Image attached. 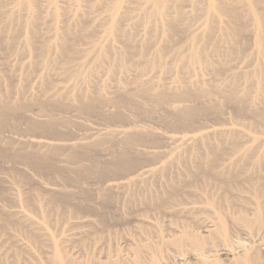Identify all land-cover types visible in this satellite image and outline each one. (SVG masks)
<instances>
[{
    "label": "rangeland",
    "instance_id": "obj_1",
    "mask_svg": "<svg viewBox=\"0 0 264 264\" xmlns=\"http://www.w3.org/2000/svg\"><path fill=\"white\" fill-rule=\"evenodd\" d=\"M220 1L234 5L240 14V17L234 19L227 15H223L218 11L208 13L207 10L204 9L206 8V0H170L168 3L170 5L168 10L169 12L165 13L161 19L157 18L148 10L140 12L136 11L130 14L128 13L125 15L126 17L124 16L125 18L122 17V19H120L119 28L122 32H108L104 27L105 24L104 26L101 25L103 20H105L103 23H106V20L108 19L107 17L110 15L107 9V4L103 1L77 0L75 3H73V0H54V2L52 1L51 3L47 1L48 4H57V8L60 6L61 10L63 8L62 6H67L65 7L66 9L69 8L68 6H71V12H68L71 13V15L67 16L68 9L65 11L67 13V18L64 15L65 13L63 14L65 19V23L63 25L68 27L70 30H79V34L82 36L80 41L77 40L74 42L73 58L60 59L56 55V51L54 54V51L51 52V50L48 53L45 52L44 54L36 56L38 54L37 51H35L37 53L35 54L25 37L28 34L26 32L30 30L29 28L32 29L33 27H38L37 29L39 30V34L42 35V40L49 41L48 38H52L54 33L53 32L51 34L50 32L53 29L51 25L53 24L55 27H58V25L59 27L60 25L62 26L60 22L63 19V15H61L63 12H58V18L54 21V23L57 22V25H54V19L51 21V12L48 13L42 11H47L45 9L46 5H44L45 3L47 4L46 0H40V3L42 4L45 2L42 5L44 9L41 8L42 14L39 15V19H41L40 22L38 20L39 23L37 26H30L28 29V26L25 27L27 31L24 30V26L21 28V32L24 31L26 33H24L25 35L22 33V36L25 37L26 41L22 38L21 32L19 33L20 30L17 32V36L18 33L20 36H15V38L17 37V40H15V38L13 39L14 48H20L21 53H14L15 51L12 50V52L10 51L11 53H9L11 55H9L7 51L6 54L4 46L0 44V99L7 100L10 103L26 102L28 104V107H26L27 109L25 108L28 115L23 111L20 118H17L18 120L16 119L14 121H17L16 126H14L15 124L13 123L14 125L12 124L10 127L8 126L0 129V223L1 221L4 222L3 219L7 216L11 219L10 222L12 223L13 221L14 223L9 226V229L11 228L10 230H3L0 227V264H5L6 262V264H41L43 260L42 264H46V262H48L47 258L53 254L52 248L49 245L50 243H44L42 246L38 245L29 235L20 233L14 227L17 224L19 226L22 224L26 225L31 231L34 230L33 232L35 233V238L43 240L46 239L48 241V236H50V240L53 237L54 239L52 240L56 243L55 245H57V241L58 243L61 241V243L57 245L59 248L62 246L59 251H64L62 253L66 254L65 258L69 253V257L67 258H72L73 261L75 259V262H77L75 264H84L87 260H89L91 255L94 256V258L91 256L92 260L94 259L95 261L97 258L99 259V262H103L104 259L108 260L109 258L115 259L116 256L113 257L112 255H117V257L120 255L119 257L124 259H129V257L133 258V255L136 253L134 251L136 249L134 248L136 245L138 247L141 242L142 244L146 243L144 244V249L150 244H155L154 246L157 245L161 247L160 250H162L160 251V254L157 249H149L151 252H147L149 250L142 251L144 249L143 246L141 247L140 245L139 247L142 248L140 254L142 256L137 257L135 254L134 258H141V261L140 259H137L139 262H135V259H133L136 264H153V262H157L156 264H161V262L162 264H216L218 262L223 264H232L235 260L238 264H264V205L261 207V222L258 223V221H255L257 219L254 215L255 206L250 200V195L247 192H240V197L227 196L225 200L218 201L217 193L209 195L203 189L202 180L207 179L209 182L214 183L216 182L214 177L207 176L204 178L203 173H198L197 175L192 176L191 172L196 170V167L194 166L193 157L191 158V156L190 158L192 160L190 159V162L192 161V163H188V160V164H184V162L180 161L181 159L185 161L183 158H185V156L188 157L190 154L189 151L192 147L198 148V146L195 145H201L199 144V141L194 139L195 136L205 134L210 135L211 133L214 137L210 135V138L217 139V137L215 138V134H219V131L221 132L222 130H227L228 134L229 132H234L238 136L239 145L241 144L243 149L249 148L252 156H260L261 153H264V76L258 74L254 79H249L247 77V74L250 71H253L258 67L264 71V55L259 52L260 49L264 50V34L262 39L256 43V21L252 18V16H260V14H264V3H254L252 0H213V3L216 5V3ZM50 4L48 5L49 7L52 6H50ZM55 8L53 5L50 10L52 11V9L54 10ZM171 12L174 16L181 14V18L177 21V25L180 28L179 31L171 30L166 25L168 18L171 16ZM122 14L123 9H119L118 15L116 14V16L121 18ZM41 15H43V19L41 18ZM59 15L62 17L61 20H59V18H61ZM23 16L29 17V15L27 16L26 14H23ZM85 18L90 20V23L85 20L84 26H87V28L82 29L80 21ZM95 18H98V20L96 19V21H94ZM57 19L60 22H58ZM0 20L3 21L1 22L2 24L5 22V18L3 16H0ZM46 24L52 29L50 30L48 27L46 28ZM235 27L241 29L237 35V43L239 44L241 51H237L236 53L228 52L219 58V55L213 54L212 50L217 49L221 52H226L225 50L230 45V40L234 36L232 32H227V30ZM88 33L91 34L87 36ZM193 35L197 36L198 39L195 38L196 40L192 44V48L200 51L203 48V45H205V57L208 61V65L202 67L194 66L182 74L176 65H172L173 63H171V61L174 60V57H178L176 56V53L179 51L178 49L183 50L181 54L182 56H186L188 54V49H190V44L188 43L191 41L189 38ZM45 36H48V38L46 39ZM43 37H45V39H43ZM52 39L54 40V38ZM52 39H50V41ZM255 45H257L260 49H257ZM142 46L146 53L145 51L144 53H141L140 48ZM22 49H24V51L26 50L27 53L24 52V54H22ZM121 49H125V51H127L125 52L123 58V63L125 67L128 68L126 70L119 67L118 60L113 55L114 51L116 52ZM156 50H158V52L161 51L162 55L157 56ZM18 51L19 50H17V52ZM101 51L109 54L107 59H97L99 56L97 57L96 55H99L98 52ZM145 56H147V58ZM41 59H44L45 63H49V61L51 63L52 61L56 62L58 66H68L70 70L62 72L60 69H56L55 67L53 70L47 71L43 67V60ZM142 62L144 65H138ZM148 64L156 65V67L151 68ZM91 66H96L97 71L93 74H88V69ZM217 67L222 68L218 74L215 71H212ZM76 70L79 72L78 76L72 78L67 75L69 72H74ZM137 76H140V78L145 81H152L156 84L155 86L159 90H171L180 86H188L192 89H204L209 92L211 91L212 95L207 94L206 97L201 98L204 101L202 100V102H200L197 100V102H204V104L212 106L216 104V106L218 105L220 108L219 112L217 110V112L214 111L215 113L213 112L209 115H198V117L196 116L197 119L195 118L193 125L189 127L183 126L174 128L173 126L171 127L167 121H165V119H170L172 117L168 114L172 112L173 105L189 104L190 106L191 104L193 105V103L195 105L197 103H195L196 100L193 102L189 101L190 99L183 100L176 98L175 96H171V98L168 99L170 96L168 95V103H162V107L161 104H158L160 108L156 109L155 106V110L153 109L154 112L149 111L150 103L151 105L153 104L152 100L144 97H142L141 100V96L138 98L136 96V100H138L136 103L140 106L137 107V105H134L136 103H134L133 108L135 110L131 107L132 111L129 107L127 109V107H119L118 105H114V103H106V101H103L101 104L99 103L100 105L98 104L99 108H97V110L99 111V114L96 116H91L89 114L86 115L84 112L79 113V109L74 106L76 103L74 102L75 97H77L78 92L79 94L80 92H83L85 96H90L92 93L94 94L99 91L104 98L110 99L115 96L117 92L116 90H122V87L124 86L122 90L123 92L125 90V92H128L130 88L133 93V88L135 86H132L134 83L131 81ZM222 78L224 80L230 78L238 79V88L242 92L250 93L253 96L252 101H250V103L248 102V104H250L248 110L239 114L238 111H236V104L233 102L230 103L227 100V102H225V98L222 93L220 95L217 94L219 92L214 93L216 92L215 89H218L216 87L221 86L222 81H224ZM125 87L127 89L124 90ZM133 94L135 96L136 92ZM39 97L43 100H55L61 98L63 103L69 104L70 107L73 105L72 107L74 108H70L69 106H64L65 108L55 106H52L53 108H46L44 106L47 109L45 111L43 106H38V104L33 106L31 105L34 104V100ZM146 99L149 101V105L148 103H145V101L147 102ZM102 103H104V105ZM135 106L137 109L140 108L141 110L146 107V115L148 112L152 113H148L149 117H145V114H141L139 116L138 112L141 110L135 112L137 111ZM146 109H144V111ZM252 112L259 113L261 117L259 119L250 117V113ZM115 113H120L121 118L113 119L111 117H107L108 115ZM24 114L26 115L24 116ZM100 114L101 116L103 115V117H100ZM236 114H238V116ZM30 115H32V117ZM48 116L49 118L55 119L58 133L56 131L55 134H48L50 133L49 131L48 133L42 132L30 123V121L32 122L35 119H39V121L42 119L44 121L48 118ZM125 130L126 133L128 130H131L128 132L135 131L134 133L137 134L141 133V130H143L142 132L147 133L146 135H148L145 138L146 141L140 140L138 142V140H136L133 142L134 145L132 144L133 147H130V150H127L128 152L124 150L127 153H131L133 151L130 155L133 157L136 156L138 159L135 166L137 168L133 167L134 169L132 168L127 171L121 170L122 172L117 171L115 174L111 173L106 176H99L96 171L92 172V174H85L86 176L83 174L80 175V173L77 172L78 168L81 167V164L82 166H85L87 163H90V158L87 156L84 157V154L82 156V154L79 153L78 157H76L77 159H71L70 151L72 152L74 149L86 146V148L90 150V153L92 152L91 155L97 161L98 166H103V161L108 163V161L111 160L110 157H113L115 153H118V151L123 152L122 149H124V141L122 142V140L124 139L123 135H125ZM216 131L217 133H215ZM95 139L100 142L96 143ZM188 144H193L194 146L192 145V147H190ZM237 145L238 143L236 144V147ZM186 146L189 151H187ZM199 147L200 150L206 151L205 145H203V147L202 145ZM236 147H233V151L230 150L232 146L231 148L230 145L225 147L226 152H224V154L226 153V156L222 154L217 164V169H219L218 167L221 168L223 165L231 162L230 160L237 158L236 156L238 154L235 153H239V150L243 149L238 146L237 149H239V147L240 149L237 150L238 152H235ZM53 148L56 151H54L55 154L54 157L52 156L51 162L52 164L63 168L64 175L68 173V176L66 175L67 179L65 176H61L59 174L60 172H55L48 167L43 168L45 170L41 169L42 171H36V169L34 170V168L28 165L24 160H21L22 158H20V156H18L19 158L10 157V153L13 149V153L20 151L19 154L23 151V153L30 152V154H32V152H35L33 154H36V152H46V154H51L52 152L50 153V151H52ZM197 148H195V150ZM5 151L8 153V155L5 154L6 156H9L10 154L9 157L2 155ZM183 151L185 153L181 155ZM179 152L181 154H179ZM133 153L135 154L133 155ZM232 154L235 155L233 156ZM203 156L208 157V155ZM158 168L161 170L160 172L158 171ZM65 170L67 171L65 172ZM152 173H154V175ZM163 173L164 175H162ZM169 180H173L179 184L177 190H173L170 186H168ZM61 191L63 193L69 192L67 194L70 199L65 203H59L60 201H55L53 203L50 199L51 195L53 193L60 194L62 193ZM106 193L109 194L108 196H110L111 201L109 200L108 204H105L104 206L100 202L103 199L101 197H103L104 194L106 195ZM151 194H159L162 196L164 201L167 203H165L166 207L164 205L159 209L162 210L164 207L165 209L160 211L154 208V210H152L153 208L151 209L152 206L149 207V203L147 205L145 204L146 199L150 198L149 196H153ZM207 196L209 197L208 199L213 201L212 204L207 203ZM29 197L31 199H29ZM143 198H146L144 200L145 202L142 201ZM27 200H30L31 202L33 201L34 204L36 203V206H38L37 209L39 210L34 209L32 205H29L31 202L29 203ZM140 201H142L141 204ZM129 203L130 205H128ZM53 204L54 206L56 205L57 210L59 209L58 214H55L56 212H49V207ZM78 205L83 208L80 209ZM67 208L69 210H67ZM81 211L82 213H80ZM48 212L51 213L49 214L50 216H48ZM51 215L57 216L58 220L57 218L56 220L53 219ZM62 215H64V217ZM42 216L44 218H41ZM45 216H47L46 218H48L49 221L45 218ZM217 216L220 218L218 221ZM67 217H71L73 221L71 219H67ZM140 217L141 219H139ZM142 217L146 219L144 220ZM242 217L249 219L248 222L251 223L249 225L244 223L241 220ZM17 219L18 221H16ZM44 219L46 220L44 221ZM63 219L65 220V223ZM139 222L141 223V226L144 224V228L147 227L148 232L146 229H142ZM90 223L96 228H93ZM45 224H48L47 226L49 229H47ZM43 225L44 227H42ZM105 225L110 227L107 228ZM39 226L40 230H37V228L39 229ZM103 228H105L104 231H102ZM140 228L143 232L144 230L146 231L143 233ZM150 228L153 231L149 230ZM44 229L48 230L47 236L45 235L47 234V231ZM221 229H223L224 233L219 232ZM87 230H90V232L88 233ZM155 230H157V232ZM159 230L160 235L162 233L163 236H159ZM41 232L46 233L44 234ZM91 232L94 234V239L92 237L94 241L92 239H87L88 236L93 235ZM110 232L112 233L110 234ZM117 232L119 234H117ZM182 232L195 236V238L201 241L202 244L198 251L193 250L186 245L182 247L183 250H181L182 248L178 250L174 249L175 246H173L172 243H166L168 242V239L166 241V238H169L170 242L171 239H173L172 237H176L177 235L179 236ZM221 233L223 235H220ZM148 234L150 236L152 235L150 240L151 242L148 240L150 238V236L148 237ZM155 235L158 236L156 237ZM82 237L85 240L84 243H86V246L80 245V247L78 246V242H80L79 239L83 240ZM158 237H163L165 239L164 243L160 241ZM143 238L144 240H142ZM108 239H111L112 241H109ZM135 240H139L140 243L137 242L138 244L135 243L136 245H133L134 243L132 242H136ZM147 240L149 243H147ZM158 241L162 242V245ZM132 245L135 247L133 248ZM169 245H171V247ZM172 246L174 248H172ZM93 247L96 249H93ZM107 248H110L111 250L109 249V251ZM46 249L50 252L48 253ZM112 249H114V251ZM154 250H157L158 252H154ZM132 251H134V253ZM44 252H47L45 253L47 256L44 255ZM108 252L113 254L110 253V256L108 257ZM180 252L182 253L180 254ZM201 252L204 253L203 257H200ZM62 253L61 255H63ZM143 253H148L145 254V256L147 258V256L150 255L148 258L151 259L149 260L147 258L146 260ZM16 255L19 260L15 258ZM85 255L89 256L86 257ZM156 256H158L156 259L157 261L154 259ZM160 256L163 257L160 258ZM129 260L126 259L125 261ZM79 261L81 262L79 263ZM133 261L130 260L128 264H134L132 263ZM64 263L66 264V262Z\"/></svg>",
    "mask_w": 264,
    "mask_h": 264
},
{
    "label": "bare ground",
    "instance_id": "obj_2",
    "mask_svg": "<svg viewBox=\"0 0 264 264\" xmlns=\"http://www.w3.org/2000/svg\"><path fill=\"white\" fill-rule=\"evenodd\" d=\"M45 1V0H44ZM54 2V0H46V2ZM77 0H73V3H75ZM79 1V0H78ZM100 1H103V2H105L106 4H107V9H108V11H109V17H107L108 19L106 20V23H103L105 20H103V22H101L102 24V26H104V24H105V29L108 31V32H112V31H117V32H122L121 31V29L119 28V23H120V19H122V17H124L125 15H127L128 13L130 14V13H132V12H136V11H150L153 15H155L157 18H159V19H161L162 17H163V15L165 14V13H167V12H169L168 10H169V8H170V5L168 4L169 3V1L170 0H100ZM254 3H260V4H262V3H264V1L263 0H252ZM48 2H47V4H48ZM45 2H43V4H44ZM49 3V4H50ZM42 3H40V0H0V16H3L4 18H5V22L2 24L1 22H3V21H1L0 20V44H2V46H4V51L6 52H8V54L9 53H11L12 52V50L13 51H15L14 53H21V49L20 48H18V49H16V48H14V45H13V39L15 38V36H17V32L19 31V33L21 32V28H23V26H24V30L25 31H27V29L30 27V26H34V25H36L37 26V24L40 22V20L41 19H39L40 18V14H42V11L43 12H48V13H50L51 12V17H52V19H51V21L53 20V23H54V21H55V19L56 18H58L57 16H58V14L61 12L62 14L61 15H63L64 13V15H65V17H66V15H67V13L71 10V6H68L69 8H65V7H67V6H62L63 8H62V10H61V7L60 6H58V8H57V4L55 5V3H52V4H50V6L52 5H54V10L52 9V11H54V12H52L51 10H50V8L52 7H49L46 3L44 4V5H46V7H45V9L47 10V11H44V10H42V9H44L43 8V5ZM169 5V6H168ZM60 7V8H59ZM42 8V9H41ZM48 8H49V10H48ZM119 9H123V14H122V16H121V18L120 17H117L116 16V14L118 15V12H119ZM204 9H206L207 10V12L208 13H214L215 11H218V12H220L221 14H223V15H227V16H229V17H231V18H234V19H237L238 17H240V14H239V12L237 11V8L234 6V5H232V4H227V3H225V2H223V1H220V2H217L216 3V5L213 3V0H206V8H204ZM42 10V11H41ZM67 10V13L65 12ZM40 11H41V13H40ZM59 12V13H58ZM71 12V11H70ZM23 14L25 15H29V17H25V16H23ZM61 15H59L60 17H61ZM64 15L62 16L63 17V19H64ZM69 15H71V13H68V15L67 16H69ZM170 17L168 18V20H167V22H166V25H167V27L169 28V29H171V30H175V31H179L180 30V28H179V26L177 25V21L181 18V14H178V15H176V16H174V14L171 12L170 13ZM116 16V17H115ZM23 17H25V18H23ZM43 17V15H41V18ZM62 17L61 18H59V20H61L62 19ZM126 17V16H125ZM124 17V18H125ZM23 18V19H22ZM50 18V17H49ZM48 18V19H49ZM67 18V17H66ZM252 18L256 21V36H255V38H256V43H258L261 39H262V36H263V34H264V14H260V16H252ZM43 19V18H42ZM62 19V20H63ZM96 19L98 20V18H95L94 19V21H96ZM38 20H39V22H38ZM58 20V19H57ZM58 20V22H60ZM62 20H61V22H60V24H62V26L60 25V27H59V25H58V27H55V26H53V24L52 23H50V24H52L51 26L53 27V29L52 28H49L50 26H47V24H46V28L48 27L50 30L52 29V31H50L51 32V34L53 33V37L52 38H54V40L52 39V38H48V36H50V35H48L47 37H46V39L48 38L49 39V41H46V40H42V35L41 34H39V30L37 29V28H35V27H33V28H35V29H31V28H29L30 30L28 31V32H26V33H28L25 37L27 38V42H28V44L32 47V49H33V51L35 52V51H37V53L35 52V54H37L36 56H38V55H41V54H44L45 52H49L50 50H51V52H53L54 51V54H55V51H56V55L58 56V58H62V59H65V58H67V59H71V58H73V56H74V42L75 41H77V40H81L80 38H82V36H81V34H79V30H70L68 27H66V26H64L63 24L65 23L64 21H65V19L63 20V23H62ZM86 20V22H88V23H90L89 21L90 20H88V19H82L81 21H80V26H81V28L83 29V28H87V26H84V21ZM93 21V20H92ZM50 22V21H49ZM49 22H48V25H49ZM100 23V22H99ZM54 25H57V22H55L54 23ZM28 26V27H27ZM25 27H27V29L25 28ZM64 27V28H63ZM238 27V26H237ZM237 27H235V28H229L228 30H227V32H232V34L234 35L232 38H231V40H230V45L227 47V49L225 50L226 52H221V51H219V50H217V49H213L212 50V53L213 54H218L219 55V58L220 57H222V56H224L226 53H228V52H233V53H236L237 51H241V49H240V47H239V44L237 43V35L239 34V32L241 31V29L240 28H237ZM18 33V36H20V34ZM22 33L24 34L25 32L24 31H22L21 32V36H22ZM25 33V34H26ZM24 34V35H25ZM89 34H91V33H88L87 34V36L89 35ZM121 35V34H120ZM192 35V34H191ZM17 36V37H18ZM17 37L15 38V40H17ZM25 37H23L22 36V38L26 41V39H25ZM45 37H43V39H45ZM194 37V38H193ZM41 38V39H40ZM198 39L197 38V36H195V35H193V36H190V38H189V40L191 39V41H189L190 43H188V44H190V49H188L189 51H188V54L186 55V56H182L181 54H182V52H183V50L182 49H178L179 51L176 53V56H178V57H174L173 59L174 60H172L171 61V63H173L172 65H176L178 68H179V71H180V73H182V74H184L185 73V71L186 70H188V69H191L192 67H202V66H207L208 65V61H207V59H206V57H205V53H206V47H205V45H203V48L200 50V51H197V50H194L193 48H192V44L195 42V40L196 39ZM19 39V38H18ZM50 39H52L51 41H50ZM16 42V41H15ZM256 46V48L257 49H260L257 45H255ZM55 50H54V49ZM53 49V50H52ZM17 50H19L18 52H17ZM11 51V52H10ZM22 54H24V52H26V50L24 51V49H22ZM140 51H141V53H144V51H145V49L143 48V46L140 48ZM157 51V56H161L162 55V52L161 51H159L158 52V50H156ZM7 52H6V54H7ZM107 52H110V51H107ZM125 52H127V51H125V49H121V50H117L116 52L114 51V53H113V55H114V57L118 60V65H119V67H121V68H123V70H126V69H128V68H126L125 67V65H124V63H123V58H124V54H125ZM259 52L262 54V55H264V50L263 49H260L259 50ZM27 53V52H26ZM40 53V54H39ZM145 53H146V51H145ZM98 54L99 55H96L97 57L99 56V58H97L96 56V58L97 59H100V60H104V58L105 59H107V56L109 55V54H107L106 52H104V51H101V52H98ZM9 55H11V54H9ZM17 55H19V54H17ZM143 55H145V54H143ZM156 56V55H155ZM146 58H147V56H145ZM150 59V58H149ZM41 60H43V67L47 70V71H50V70H53L55 67H56V69H60L62 72H65V71H67V70H70L69 69V67L68 66H65V65H62V66H58L57 65V63L56 62H52L51 61V63H50V61H49V63H45L44 62V59H41ZM150 61H151V59H150ZM140 64H143L144 65V63L142 62V63H139L138 65H140ZM149 65V67H151V68H155L156 67V65H153V64H148ZM44 68H42V69H44ZM97 67L96 66H91L89 69H88V74H93L95 71H97V69H96ZM55 69V70H56ZM54 70V71H55ZM222 70V68H219V67H217V68H214L212 71H215L217 74L220 72ZM258 74H260V75H263L264 76V71L260 68V67H258V68H256L255 70H253V71H250L248 74H247V77L249 78V79H254L255 77H257V75ZM68 76H70V77H75V76H78L79 75V72L76 70V71H74V72H69L68 74H67ZM85 78V77H84ZM223 79V78H222ZM224 80V79H223ZM131 82H133L134 84H132V86L134 87L133 89H134V91H133V93L134 92H136V94H135V96H134V94L132 93V91L130 90V88H129V91L128 92H125L126 90L125 89H127L126 87L124 88V92L122 91L123 90V87H122V90L121 89H119V87H118V89L119 90H116L117 92H116V94H115V96L113 97V98H104L100 93H99V91H97V92H95L94 94L92 93V95H90V96H85L84 95V93L83 92H80V94H79V92H78V95H77V97H75V101L74 102H76L75 104H74V106H76L78 109H79V113L80 112H84V114L86 113V115L87 114H89V115H91V116H96L97 114H99V111L97 110V108H99V106H98V104L100 103L101 104V102H103V101H106V103H109V102H111V103H114V105H118L119 107H122V106H124V107H127V109H128V107L129 108H133V104L134 103H136V101H138V100H136V96H137V98L138 97H140L141 96V100H142V97H144V98H149V100H152V105H151V103H150V109H149V111H153V109L155 110V106H156V109L157 108H160L159 106H158V104L160 105L161 104V107H162V103H168V100H167V97H168V95H170L169 97H168V99L169 98H171V96L173 97V96H175L176 98H179V99H183V100H186V99H190L189 101H195V103L197 102V100L198 101H200V102H202V100L203 99H201V98H203V97H206V95L208 94V95H212V92L210 91H208V90H204V89H192L191 87H188V86H180V87H178V88H175V89H171V90H169V89H165V90H159V89H157L156 88V84H154L152 81H150V80H147V81H145V80H143L142 78H140V76H137V77H135ZM131 85V84H130ZM238 86H239V80L238 79H236V78H230V79H227V80H224V81H222V83H221V86H217L216 88H218V89H215V91L216 92H214V90H213V92L214 93H217V92H219V93H217V94H223L224 95V98H225V102H233L234 104H236L235 106L237 107L236 108V111H238V113L239 114H242L243 112H245L246 110H248L249 109V105L250 104H248V102L250 103V101H252V98H253V96L250 94V93H247V92H242L239 88H238ZM170 87V86H169ZM132 88V87H131ZM209 92V93H208ZM83 93V94H82ZM222 95V96H223ZM135 98V102H134V98ZM77 98V99H76ZM109 99V100H108ZM140 99V98H139ZM146 99V100H147ZM192 99V100H191ZM208 99V98H207ZM167 100V101H166ZM227 100V101H226ZM133 101V102H132ZM204 101V100H203ZM144 102V101H143ZM151 102V101H150ZM105 103V102H104ZM104 103H102L103 105H104ZM145 103H148V105H149V101L147 100V102L145 101ZM35 104H38V106L40 105L41 107L43 106H45L46 108H48V107H50V108H53L54 106L55 107H64V106H69V104H65V103H63L62 102V100H61V98H58V99H55V100H51V99H47V100H43V99H40V97L39 98H36L35 100H34V104H31L32 106L33 105H35ZM99 104V105H100ZM155 104H157V105H155ZM72 105V104H71ZM113 105V104H112ZM134 105H137V107H139L140 105H138V103H136V104H134ZM164 105V104H163ZM248 105V106H247ZM37 106V108L39 109V107ZM53 106V107H52ZM73 106V105H72ZM71 106V107H72ZM98 106V107H97ZM168 106H169V104H168ZM26 107H28V104L26 103V102H15V103H10V102H8L7 100H4V99H0V129L1 128H6V127H10V125L12 126V124L14 125V126H16V123H17V121L16 122H14L17 118H20V116L23 114V111L26 113V111H25V108ZM44 107V108H45ZM70 107V106H69ZM70 107V108H71ZM117 107V106H116ZM137 107L135 106V108L137 109ZM170 107V106H169ZM168 107V108H169ZM218 107V105L216 106V104L214 105V106H212V105H206V104H204V102L203 103H196L195 105H194V103H193V105L191 104L190 106H189V104L188 105H186V104H180V105H173V110H172V112L170 113V112H168V113H170V114H168L169 116H172L170 119H165V121H167V123L168 124H170L171 125V127L173 126L174 128H176V127H183V126H185V127H189V126H191V125H193V122H195V118H196V116L198 117V115H200V116H204L205 114L207 115H209V114H211V113H213L214 111H216L217 112V110H218V112H219V107ZM45 108V111L47 110ZM50 108H49V110H50ZM65 108V107H64ZM63 108V109H64ZM69 108V109H70ZM72 108H74V107H72ZM132 108L130 109L131 111H132ZM167 108V109H168ZM27 109V108H26ZM43 109V108H42ZM68 109V110H69ZM134 109V108H133ZM144 109H146V107L145 108H142V110L139 108V109H137V111H135V112H138V110H141V111H139L138 113H139V116L141 115V114H145V117L146 116H148V113H152V112H148L147 113V115H146V112H147V109L144 111ZM238 109V110H237ZM81 110V111H80ZM135 110V109H134ZM133 110V111H134ZM76 111V110H75ZM159 111V110H158ZM161 111V110H160ZM168 111H170V110H168ZM42 112H43V110H42ZM134 112V113H135ZM154 112V111H153ZM77 113V112H76ZM130 113V112H129ZM133 113V114H134ZM138 113H136V114H138ZM215 113V112H214ZM27 115H28V113H26ZM26 114H24V116L26 115ZM131 114V113H130ZM204 114V115H203ZM39 115V114H38ZM132 115V114H131ZM153 115V114H152ZM167 115V116H168ZM216 115H217V113H216ZM237 116H238V114H236ZM24 116H23V118H24ZM31 117H32V115H30ZM29 116V117H30ZM40 116V115H39ZM43 116V115H42ZM30 117V118H31ZM52 117V116H51ZM100 117H103V115L101 116V114H100ZM108 118L109 117H111V118H121V114L120 113H115V114H112V115H108L107 116ZM144 117V118H145ZM149 117V116H148ZM152 117V116H151ZM250 117H252V118H255V119H259L260 117H261V115L259 114V113H257V112H252V113H250ZM26 118V117H25ZM36 118V117H35ZM34 118V119H35ZM38 118V117H37ZM48 118H49V116H48ZM46 119V120H42V119H40V121H39V119L38 120H34V121H36V122H34V121H30V123L31 124H33L38 130H40V131H42V132H45V133H48V131L50 132V133H48V134H55L58 130L56 129V121H55V119L54 118H49V119ZM137 118H139V117H137ZM143 118V117H142ZM22 119V118H21ZM150 119V118H149ZM197 119V118H196ZM18 120V119H17ZM42 120V121H41ZM39 121V122H38ZM168 126V125H167ZM169 127V126H168ZM170 127V128H171ZM173 128V129H174ZM129 129V128H128ZM147 129V128H146ZM133 130V129H132ZM136 130V129H135ZM56 131V132H55ZM128 131H131V130H128ZM127 131V133H126V130L124 131V134L125 135H123V140H122V142H123V144H124V149H122L123 150V152H119L118 151V153H115V152H113V153H115L114 155H113V157L111 156L110 158H111V160L110 161H108V163H105V161H103L104 162V165L103 166H98V163H97V161L92 157V152L90 153V150L88 149V148H86V146H84V147H81V148H79V149H74V151H70V157H71V159L72 158H76V157H78V155H79V153H81L82 154V156H83V154L85 155L84 157H89L90 158V163L87 165H85V166H82V164L80 165L81 167L80 168H78V170H77V172L78 173H80V175L81 174H83V175H87L88 173H91L92 174V172H94V171H96L97 173H98V175L99 176H103V175H107V174H111V173H113V174H115L117 171L119 172V171H121V170H130V169H132L133 167H135L136 166V164H137V162H138V159L136 158V156L135 157H133L132 155H130L131 153H127L128 151L127 150H130L129 148L130 147H133L132 146V144H133V142H135L136 140H138V142L140 141V140H145L146 141V136H148V135H146L147 133H144V132H142L143 130H141V133H139V134H137V133H134L133 131L132 132H128ZM219 131V130H218ZM225 131V130H224ZM223 130L220 132L219 131V134H220V136H219V134L217 133V131L215 132V133H217V134H215V138L217 137V139H212V138H210V135H211V133H210V135L209 134H205V135H200V136H195L194 137V139L196 140V141H199L200 143L199 144H201L202 145V147H203V145H205V147H206V151L204 150V151H202V150H200L199 148V146H201V145H195V146H198V148L197 147H192V145H190V144H188V146L190 145V147H192L191 149H190V147H189V149H190V151L187 149L188 147L186 146V149H187V151H189V155L188 154H186V155H188V157H189V159H188V157L187 156H185V158H183L182 156V158L186 161V163H185V161H183L180 157V161H182V162H184V164H188V163H192V161L190 162V159L193 157V163H194V166L196 167V170H194V171H192L191 172V175L193 176V175H197L198 173H203L204 174V178L205 177H207V176H213L214 177V179H215V181L216 182H214V183H211V182H209L207 179H203L202 180V183H203V189L207 192V194H209V195H212L213 193H217V199H218V201H222V200H225L226 199V197L227 196H232V197H240L241 196V194H239L240 192H247L249 195H250V200L252 201V203L254 204V206H255V208H254V215H255V217H257V219L255 220V221H258V223H260L261 222V218H260V215H261V213H262V211H261V207L264 205V153H261L260 154V156H252L250 153H251V151H250V149L249 148H247V149H243V147L241 146V144L239 145V140H238V136L234 133V132H229V134H228V132H227V130L224 132ZM147 132V131H146ZM58 133V132H57ZM150 133H152V132H150ZM223 133V134H222ZM234 133V134H233ZM127 134V135H126ZM145 134V135H144ZM216 135H218V136H216ZM125 136V137H124ZM212 136V135H211ZM212 137H214V136H212ZM148 138V137H147ZM240 138V137H239ZM241 140V139H240ZM95 141H96V139H95ZM92 142V141H91ZM98 142V140L96 141V143ZM100 142V141H99ZM98 142V143H99ZM47 143V142H46ZM77 143H79V142H77ZM120 143H121V141H120ZM196 143H198V142H196ZM238 143V145H237V147H236V144ZM51 144V143H50ZM54 144V143H53ZM52 144V145H53ZM72 144V143H71ZM75 144V143H74ZM80 144H81V142H80ZM84 144H86V143H84ZM92 144V143H91ZM122 144V143H121ZM136 144H137V142H136ZM195 144V143H194ZM44 145V144H43ZM59 145V144H58ZM73 145V144H72ZM82 145V144H81ZM87 145V144H86ZM99 145V144H98ZM134 145V144H133ZM138 145V144H137ZM227 145V146H226ZM228 145H230V148H231V146H232V148L230 149V150H232L233 149V147L235 146L236 147V151L235 152H238L237 150H239L240 149V147H242V149L243 150H239V153H235V154H238L236 157L237 158H235V159H233V160H230L231 162H229L228 164H226V165H223L221 168L220 167H218L219 169H217V164H218V162H219V159H220V157L222 156V154H224V152H226V150H225V147H228ZM10 146V145H9ZM46 146H47V144H46ZM55 146V145H54ZM71 146V145H70ZM77 146V145H76ZM83 146V145H82ZM96 146H97V144H96ZM95 146V147H96ZM121 146V145H120ZM194 146V145H193ZM238 146H240L239 147V149H237L238 148ZM49 147V146H48ZM58 147V146H57ZM89 147V146H88ZM90 147H91V145H90ZM94 147V146H93ZM8 148V147H7ZM12 148V147H11ZM50 148V147H49ZM71 148V147H70ZM195 148H197L196 150H195ZM245 148V147H244ZM9 149V148H8ZM51 149V148H50ZM91 149V148H90ZM146 149V148H145ZM227 149V148H226ZM229 149H228V151H229ZM9 150H11V149H9ZM14 150V149H13ZM13 150L11 151V156H10V154H9V156L11 157V158H17L18 156H20V158H22L21 160H24L28 165H30L32 168H34V170L36 169V171H42L41 169H43V168H46V167H48V168H50V169H52L53 171H57L61 176H65L66 177V179H67V176H68V173L66 174V175H64L63 173V171H64V169L63 168H60V167H58V165L56 166V165H54V164H52V162H51V158H52V156L54 157V154H55V152L54 151H56L54 148H53V150L52 151H50V153L51 154H49V153H47L46 154V152H44V153H41V152H36V154H33V153H35V152H32V154H30V152L28 153V152H26V153H21V154H19V152H14L13 153ZM119 150V149H118ZM121 150V151H122ZM127 151V152H125V151ZM133 150V149H132ZM136 150V149H135ZM183 150V149H182ZM185 150V149H184ZM225 150V151H224ZM16 151V150H15ZM26 151V150H25ZM34 151V150H33ZM186 151V150H185ZM233 151V150H232ZM10 152V151H9ZM231 152V151H230ZM13 153V154H12ZM112 153V154H113ZM183 153H185L184 151L182 152V154L179 152V154H181V155H183ZM8 155V153L5 151L2 155L4 156V155ZM80 154V155H81ZM135 153H133V155H134ZM178 154V155H179ZM226 154V153H225ZM224 154V155H225ZM230 154V153H229ZM234 154V155H235ZM1 155V154H0ZM5 155V156H6ZM137 155V154H136ZM203 155H208V157H204ZM231 155V154H230ZM233 155V154H232ZM233 155V156H234ZM9 156H6V157H9ZM82 156H80V157H82ZM190 156H191V158H190ZM226 156V155H225ZM187 157V158H186ZM232 157V156H231ZM19 158V157H18ZM139 158V157H138ZM77 159V158H76ZM76 159H74V160H76ZM107 159V160H108ZM14 160V159H13ZM19 160V159H18ZM20 160V161H21ZM189 162H188V161ZM192 160V159H191ZM17 161V160H16ZM15 161V162H16ZM99 161V160H98ZM179 161V162H180ZM22 162V161H21ZM102 162V163H103ZM188 162V163H187ZM181 163V162H180ZM100 164V163H99ZM181 164H183V163H181ZM164 167H166V166H164ZM135 168H137V167H135ZM161 168V167H160ZM63 169V170H62ZM134 169V168H133ZM144 169V168H143ZM146 169H148V168H146ZM155 169V168H154ZM153 169V170H154ZM163 169H165V168H163ZM43 170H45V169H43ZM152 170V169H151ZM62 171V172H61ZM67 170H65V172H66ZM148 171V170H147ZM154 171H156V170H154ZM158 171L160 172L161 170H159V168H158ZM157 171V172H158ZM75 172H76V170H75ZM122 172V171H121ZM142 172V171H141ZM164 172V171H163ZM38 173V172H37ZM57 173V174H58ZM62 173V174H61ZM97 173H95V174H97ZM126 173V172H125ZM144 173V172H143ZM147 173V172H146ZM149 173V172H148ZM156 173V172H155ZM118 174V173H117ZM153 175H154V173H152ZM158 174V173H157ZM79 175V174H78ZM85 175V176H86ZM139 175V174H138ZM150 175V174H149ZM156 175V174H155ZM162 175H164V173L162 174ZM161 175V176H162ZM98 176V177H99ZM114 176V175H113ZM135 176V175H134ZM148 176V175H147ZM151 176V175H150ZM64 177V178H65ZM78 177H80V176H78ZM137 177V176H136ZM70 178V177H69ZM103 178V177H102ZM79 179V178H78ZM135 179V178H134ZM75 180V179H74ZM124 180V179H123ZM122 180V181H123ZM139 180V179H138ZM120 182V181H119ZM134 182V181H133ZM116 183V182H115ZM129 183V182H128ZM119 184V183H118ZM129 185V184H128ZM145 185V184H144ZM118 186V185H117ZM168 186H170L173 190H177V188L179 187V184H177L175 181H173V180H169L168 181ZM119 187V186H118ZM114 188V187H113ZM143 190V189H142ZM125 191V190H124ZM136 191V190H135ZM140 191V190H139ZM62 192V191H61ZM138 192V191H137ZM147 192V191H146ZM236 192H238V193H236ZM67 193H69V192H67ZM66 192L65 193H58V194H56V193H51L52 195H51V197H50V199L52 200V202L54 203L55 201H60L59 203H65L66 201H68L70 198H68V194H67ZM148 193V192H147ZM49 194V193H48ZM122 194V193H121ZM128 194V193H127ZM72 195V194H71ZM109 194H107L106 193V195L104 194L103 195V197H101V198H103L102 199V201L100 202L102 205H104L105 206V204L107 205L108 204V202H109V200L111 201V199H110V196H108ZM151 195H153V194H151ZM140 196V195H139ZM142 196V195H141ZM143 197V196H142ZM141 197V198H142ZM150 198H148V199H146V198H143V200L142 201H144L145 199H146V205L149 203V207H151V209L152 210H154V208L156 209V210H160V211H162L163 209H165V207H166V204L165 203H167V202H165L164 201V199L162 198V196L161 195H153L152 197L151 196H149ZM78 198V197H77ZM209 197L207 196L206 197V201H208L207 203L208 204H212L213 203V201L212 200H210V199H208ZM29 199H31L30 197H29ZM75 200V199H74ZM29 201V203L31 202L30 200H27V202ZM126 201H127V199H126ZM131 201H132V199H131ZM130 201V202H131ZM142 201H140V204H141V202ZM51 202V203H52ZM79 202V201H78ZM138 202V201H137ZM136 202V203H137ZM145 202V201H144ZM143 202V203H144ZM111 203V202H110ZM124 203V202H123ZM97 204V203H96ZM95 204V205H96ZM99 204V203H98ZM139 204V205H140ZM144 204V205H145ZM169 204V203H168ZM29 205H32V207L34 208V209H37L38 208V206H36V203L34 204V202L32 201L31 202V204H29ZM81 205V204H80ZM95 205H93V206H95ZM110 205H112V204H110ZM128 205H130V203L128 204ZM165 205V207L161 210V209H159V208H162L163 206ZM71 206V205H70ZM98 206V205H97ZM116 206V205H115ZM60 207V206H59ZM77 207V206H76ZM78 207H79V205H78ZM77 207V208H78ZM101 207H103V206H101ZM111 207V206H110ZM109 207V208H110ZM113 207V206H112ZM126 207V206H125ZM40 208V207H39ZM61 208V207H60ZM80 209H82L81 207H79ZM89 208V207H88ZM105 208V207H104ZM42 209V208H41ZM65 209V208H64ZM63 209V210H64ZM92 209H93V207H92ZM100 209V208H99ZM98 209V210H99ZM107 209V208H106ZM123 209V208H122ZM150 209V210H151ZM37 210H39V209H37ZM36 210V211H37ZM43 210V209H42ZM59 210V209H58ZM58 210H57V207H56V205L54 206V204L53 205H51L50 207H49V212H52V213H55V214H58ZM60 210H62V209H60ZM67 210H69L68 208H67ZM76 210H78V209H76ZM101 210V209H100ZM110 210V209H109ZM111 210H112V208H111ZM45 211V210H44ZM48 211V210H47ZM80 211V210H79ZM94 211V210H93ZM118 211V210H117ZM140 211V210H139ZM41 212V211H40ZM43 212V211H42ZM46 212V211H45ZM44 212V213H45ZM48 212V216H50L49 214H51V213H49ZM68 212V211H67ZM97 212V211H96ZM122 212H124V211H122ZM63 213V212H62ZM71 213H72V209H71ZM80 213H82V211L80 212ZM85 213V212H84ZM91 213V212H90ZM100 213H101V211H100ZM108 213V212H107ZM43 214V213H42ZM86 214V213H85ZM92 214V213H91ZM90 214V215H91ZM94 214V213H93ZM99 214V213H98ZM97 214V215H98ZM109 214V213H108ZM112 214H113V212H112ZM121 214V213H120ZM142 214H143V212H142ZM45 215V214H44ZM70 215V214H69ZM81 215V214H80ZM52 216V215H51ZM55 216V215H54ZM52 216V218L53 219H55L56 220V218H57V216ZM59 216V215H58ZM63 217H64V215H62ZM67 216V215H66ZM73 216V215H72ZM93 216V215H92ZM95 216V215H94ZM99 216H101V215H99ZM103 216H104V214H103ZM109 216V215H108ZM141 216V215H140ZM143 216V215H142ZM147 216V215H146ZM47 216H45V218H46ZM91 217V216H90ZM115 218H117L116 216H114ZM128 217V216H127ZM136 217H137V215H136ZM218 218H217V221L218 220H220V218H219V216H217ZM41 218H44L43 216L41 217ZM52 218H50V219H52ZM79 218V217H78ZM82 218V217H81ZM87 218V217H86ZM96 218H98V217H96ZM107 218V217H106ZM126 218V217H125ZM142 218H144V217H142ZM149 218V217H148ZM148 218H147V220H148ZM47 220H48V218H46ZM46 219H44V221L46 220ZM67 219H71V217L70 218H68L67 217ZM80 219V218H79ZM92 219H93V217H92ZM112 219V218H111ZM131 219V218H130ZM129 219V220H130ZM139 219H141V217L139 218ZM146 218H144V220H145ZM4 222H2L1 221V223H0V227L3 229V230H7V229H9V226L10 225H13L14 223H13V221H12V223L10 222L11 221V219H9V217L7 216V217H4ZM13 220H15V219H13ZM57 220H58V218H57ZM64 220V219H63ZM72 220V219H71ZM75 220V219H74ZM91 220V219H90ZM128 220V221H129ZM143 220V219H142ZM241 220L244 222V223H247L248 225L251 223V222H248L249 221V219H246V218H244V217H242L241 218ZM16 221H18V219L16 220ZM42 221V220H41ZM49 221V220H48ZM73 221V220H72ZM76 221V220H75ZM94 221V220H93ZM101 221V220H100ZM43 222V221H42ZM42 222H41V224H42ZM52 222V221H51ZM53 222H55V221H53ZM71 222V221H70ZM86 222V221H85ZM103 222V221H102ZM101 222V223H102ZM107 222V221H106ZM106 222H105V224H106ZM136 222V221H135ZM11 223V224H10ZM46 223V222H45ZM64 223H65V220H64ZM98 223V222H97ZM126 223V222H125ZM140 223V222H139ZM145 223H147V222H145ZM149 223V222H148ZM70 224V223H69ZM74 224V223H73ZM112 224V223H111ZM136 224V223H135ZM134 224V225H135ZM46 225V224H45ZM48 225V224H47ZM46 225V226H47ZM53 225H54V223H53ZM75 225V224H74ZM81 225H82V223H81ZM90 225H91V223H90ZM96 225V224H95ZM133 225V224H132ZM131 225V226H132ZM144 225V224H143ZM143 225L141 226V223H140V226L142 227V229L144 228L143 227ZM146 225V224H145ZM153 225V224H152ZM66 226H67V223H66ZM92 227H93V224L91 225ZM90 226V227H91ZM106 226V225H105ZM129 226V225H128ZM149 226V225H148ZM20 233H22V234H25V235H29L30 237H31V239H33V241L35 242V243H37L38 245H40V246H42L44 243H50L49 245L51 246V248H52V255H50V257L49 258H47V261L48 262H46V264L47 263H49V264H65L64 262H66V264H75V263H77V262H75L76 260L74 259L75 258V256H74V261L72 260V258L71 259H68L67 257H69L68 256V254H67V259L65 258V255L66 254H63L62 252H64V251H62V252H60L59 250H61L60 248L62 247V246H60V248H59V246H57V245H59V243H61V241L58 243V241H57V245H55L56 243L52 240V239H54L53 237L51 238V240H50V236H48L49 238H47L48 239V241L45 239V240H43V239H39V238H35V233L33 232V231H31L29 228H28V226H26V225H21V226H19L18 224L16 225V226H14ZM42 227H44V225L42 226ZM50 227V226H49ZM71 227V226H70ZM102 227V226H101ZM107 227V226H106ZM108 227H110V226H108ZM107 227V228H108ZM113 227V226H112ZM116 227V226H115ZM133 227V226H132ZM137 227H139V226H137ZM35 228V227H34ZM83 228V227H82ZM93 228H96V227H93ZM92 228V229H93ZM99 228V227H98ZM124 228V227H123ZM149 228V227H148ZM152 228V227H151ZM149 229V230H152V229ZM11 229V228H10ZM9 229V230H10ZM47 229H49L48 228V226H47ZM56 229V228H55ZM66 229V228H65ZM74 229V228H73ZM72 229V230H73ZM104 229L105 228H103V230L102 231H104ZM113 229V228H112ZM116 229V228H115ZM144 229H146L147 230V232H148V229H147V227H145ZM15 230V229H14ZM13 230V231H14ZM36 230V229H35ZM37 230H40V226H39V229L37 228ZM44 230H46V229H44ZM51 230H53V229H51ZM101 230V229H100ZM118 230V229H117ZM140 230H141V228H140ZM146 230H144V232L146 231ZM158 230V229H157ZM157 230H155L156 232H157ZM210 230V229H209ZM47 231V234H45L44 232H41V233H44L46 236L48 235V230H46ZM54 231H56V230H54ZM71 231V230H70ZM88 231V233L90 232V230H87ZM109 231V230H108ZM127 231V230H126ZM142 231V230H141ZM153 231V230H152ZM8 232V231H7ZM51 232V231H50ZM67 232V231H66ZM65 232V233H66ZM82 232V231H81ZM80 232V233H81ZM92 232H95V231H92ZM91 232V233H92ZM100 232V231H99ZM120 232V231H119ZM143 232V231H142ZM142 232H140V233H142ZM143 232V233H144ZM150 232V231H149ZM160 232V230L158 231V233ZM219 232H222V233H224V231H223V229H221V230H219ZM10 233V232H9ZM8 233V234H9ZM69 233V232H68ZM78 233V232H77ZM77 233H75V234H77ZM90 233V234H91ZM101 233V232H100ZM105 233V232H104ZM112 232H110V234H111ZM154 233V232H153ZM153 233H151V234H153ZM220 234V235H223V234ZM49 234H51V233H49ZM53 234H54V232H53ZM87 234V233H86ZM93 234V233H92ZM115 234V233H114ZM117 234H119L118 232H117ZM130 234V233H129ZM139 234V233H138ZM137 234V235H138ZM43 235V234H42ZM52 235V234H51ZM64 235V234H63ZM62 235V236H63ZM78 235H79V233H78ZM89 235V234H88ZM113 235V234H112ZM143 235V234H142ZM141 235V236H142ZM147 235V234H146ZM146 235H145V237H146ZM161 235L163 236V234L161 233ZM160 235V233H159V236H161ZM55 236V235H54ZM68 236V235H67ZM87 236V235H86ZM100 236V235H99ZM109 236V235H108ZM117 236V235H116ZM131 236V235H130ZM129 236V237H130ZM139 236H140V234H139ZM150 235L148 234V237H149ZM156 236V235H155ZM158 236V235H157ZM156 236V237H157ZM176 236V235H175ZM79 237V236H78ZM91 237V238H90ZM92 237H93V239H94V234L91 236H88L87 237V239H92ZM95 237H97V236H95ZM102 237V236H101ZM167 237H169V236H167ZM172 237V236H171ZM62 238V237H61ZM67 238V237H66ZM81 238V237H80ZM83 238V237H82ZM86 238V237H85ZM98 238V237H97ZM103 238V237H102ZM107 238V237H106ZM109 238V237H108ZM112 238V237H111ZM116 238V237H115ZM114 238V239H115ZM138 238H141V237H138ZM151 238H152V235L150 236V238L148 239L149 241L151 240ZM173 239H171V241L169 242V238H166V241H167V239H168V242H166L167 244H171L172 243V245L173 246H175V248L172 246V248H174V249H181L183 246H189L191 249H193V250H196V251H198L199 250V248L201 247V241H199L197 238H195V236H192V235H190V234H188V233H186V232H182L181 233V235H177L176 237H172ZM56 239V238H55ZM65 239V238H64ZM77 239V238H76ZM92 239V240H93ZM127 239V238H126ZM137 239V238H136ZM158 239H160V241H162L163 243H164V238L162 237V238H160V237H158ZM158 239H156V240H158ZM162 239V240H161ZM58 240V239H57ZM66 240V239H65ZM69 240V239H68ZM74 240V239H73ZM80 240V242H78V246H83V245H85L86 243H84L85 242V240H84V238H83V240H81V239H79ZM92 240H88V241H92ZM96 240V239H95ZM99 240V239H98ZM109 240V239H108ZM111 240V239H110ZM109 240V241H110ZM118 240V239H117ZM129 240V239H128ZM127 240V241H128ZM133 240V239H132ZM140 240V239H139ZM136 241V242H132V243H134L133 245H136L135 243H137V242H139L140 243V241ZM142 240H144V238L142 239ZM147 240V243H149V241ZM154 240V239H153ZM44 241H46V242H44ZM50 241H53V242H50ZM56 241V240H55ZM78 241V240H77ZM76 241V242H77ZM83 241V242H82ZM94 241V240H93ZM97 241V240H96ZM107 241V240H106ZM108 241V242H109ZM112 241V240H111ZM115 241V240H114ZM126 241V242H127ZM131 241V240H130ZM160 241H158L160 244L162 243V242H160ZM98 242V241H97ZM124 242V241H123ZM151 242V241H150ZM157 242V243H158ZM72 243V242H71ZM73 243H75V242H73ZM91 243V242H90ZM96 243V242H95ZM111 243V242H110ZM109 243V244H110ZM113 243V242H112ZM144 243V242H143ZM153 243H154V241H153ZM156 243V244H157ZM67 244V243H66ZM77 244V243H76ZM94 244V243H93ZM97 244V243H96ZM107 244V243H106ZM108 244V245H109ZM129 244H130V242H129ZM138 244V243H137ZM144 244H146V243H144ZM144 244H142V242L140 243V245H141V247L143 246V249H144ZM65 245V244H64ZM99 245V244H98ZM101 245H102V243H101ZM117 245V244H116ZM132 245V247L134 248L135 246H133ZM140 245H138V247H137V245H136V247L134 248V249H136V250H134L136 253V255H137V257L139 256H142L141 254H140V251H141V247H139ZM153 245V244H152ZM151 244L150 245H148V247L146 246V248L144 249V250H142V251H147V250H153V249H157V250H159V254H160V251L162 250H160V248L161 247H159V246H152ZM162 245V244H161ZM160 245V246H161ZM46 246H48V245H46ZM50 246H48V247H50ZM66 246V245H65ZM80 246V247H81ZM86 246V245H85ZM88 246V245H87ZM103 246V245H102ZM170 247H171V245H169ZM73 247V246H72ZM100 247V246H99ZM109 247H110V245H109ZM116 247V246H115ZM47 248V247H46ZM59 248V249H58ZM68 248V247H67ZM82 248H88V247H82ZM152 248V249H151ZM163 248H164V246H163ZM167 248H168V246H167ZM69 249H71V248H69ZM78 249V248H77ZM81 249V248H80ZM93 249H96V248H94L93 247ZM99 249V248H98ZM108 249V248H107ZM110 249V248H109ZM108 249V250H109ZM127 249V248H126ZM130 249V248H129ZM49 250H50V248H49ZM64 250V249H63ZM88 250V249H87ZM111 250V249H110ZM109 250V251H110ZM113 251H114V249H112ZM131 250H133V249H131ZM147 251V252H151V251ZM155 251L154 250V252H158V251ZM164 250V249H163ZM168 250V249H167ZM181 250H183V248L181 249ZM46 251H47V249H46ZM68 251H70V250H68ZM82 251V250H81ZM83 251H85V250H83ZM116 251V250H115ZM119 251L121 252V250L119 249ZM134 251H132L133 253H134ZM171 251H172V249H171ZM174 251V250H173ZM20 252V251H19ZM48 252V251H47ZM47 252H44V255H45V253H47ZM50 252V251H49ZM48 252V253H49ZM60 252V253H59ZM107 252V251H106ZM112 252V251H111ZM110 252V253H111ZM153 252V254L155 255V253ZM163 252V251H162ZM168 252V251H167ZM166 252V253H167ZM177 252V251H176ZM207 252V251H206ZM16 253V252H15ZM61 253L63 254V255H61ZM66 253V252H65ZM74 253V252H73ZM109 253V252H108ZM110 253H109V255H108V257L110 256ZM119 253V252H118ZM165 253V252H164ZM182 252H180V254H181ZM93 254H94V251H93ZM96 254V253H95ZM97 254H99V253H97ZM106 254V253H105ZM111 254H113V253H111ZM117 254V253H116ZM120 254V253H119ZM118 254V255H119ZM134 254V255H135ZM140 254V255H139ZM144 254V258H146V256H145V254H148V253H143ZM150 254V253H149ZM152 254V255H153ZM159 254H158V256H159ZM177 254V253H176ZM1 255V254H0ZM13 255V254H12ZM49 255V254H48ZM71 255V254H70ZM78 255V254H77ZM76 255V256H77ZM102 255H103V253H102ZM107 255V254H106ZM105 255V256H106ZM133 255V258L132 257H129V259L130 260H132L133 261V259H135V262H139L137 259H140V261H141V258H134L135 256ZM153 255V256H154ZM157 255V254H156ZM161 255H162V253H161ZM165 255V254H164ZM203 255H204V253H200V257H203ZM14 256H15V254H14ZM45 256H47V255H45ZM86 256V255H85ZM89 256V255H88ZM88 256H86V257H88ZM92 256V255H91ZM89 257V260H87L85 263L87 264H128V262L130 261L128 258H126L127 260H129V261H125L126 259H124V258H122V257H117V255H112L113 257L114 256H116L117 258H122V259H117L116 257H115V259H113V258H109L108 259V257H107V259L108 260H105L104 259V261L103 262H99V259H97L98 260V262H97V260L95 259V261H94V259L92 260V257L94 258V256H92V257ZM124 256V255H123ZM150 256V255H149ZM149 256H147V258L149 257ZM152 256V257H153ZM158 256H156V258H154L155 259V261H157L156 259H157V257ZM5 257V256H4ZM3 257V258H4ZM63 257H64V260H63ZM81 257V256H80ZM85 257V258H86ZM97 257V256H96ZM99 257H100V255H99ZM155 257V256H154ZM163 256H160V258H162ZM17 260H19L18 258H17V255H16V257H15ZM42 258V257H41ZM45 258V257H44ZM43 258V259H44ZM91 258V259H90ZM132 258V259H131ZM143 258V259H144ZM147 258H146V260H147ZM1 259V258H0ZM88 259V258H87ZM149 259V258H148ZM151 259V258H150ZM149 259V260H150ZM16 260V261H17ZM81 260V259H80ZM101 260V259H100ZM103 260V259H102ZM145 260V261H146ZM161 260V259H160ZM159 260V261H160ZM1 261V260H0ZM7 261V260H6ZM41 261H42V259H41ZM44 261V260H43ZM43 261H42V263H43ZM143 261V260H142ZM5 262V261H4ZM81 261H79V263H80ZM134 261L132 262V263H134V264H136ZM150 262V261H149ZM165 262V261H164ZM2 263V262H1ZM7 263V262H6ZM5 263V264H6ZM17 263H18V261H17ZM41 263V264H42ZM84 263V264H85ZM157 263V262H156ZM155 262H153V264H156ZM216 263V262H215ZM12 264H16V263H12ZM81 264V263H80ZM83 264V263H82ZM130 264V263H129ZM148 264V263H147ZM161 264H162V262H161ZM216 264H223V263H221V262H218V263H216ZM232 264H238L237 263V261L235 260Z\"/></svg>",
    "mask_w": 264,
    "mask_h": 264
}]
</instances>
